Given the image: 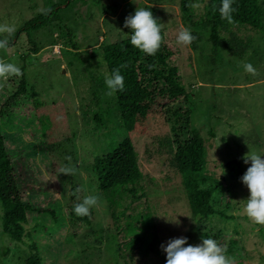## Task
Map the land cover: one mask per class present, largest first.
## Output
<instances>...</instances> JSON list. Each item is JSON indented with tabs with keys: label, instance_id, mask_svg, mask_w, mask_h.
Here are the masks:
<instances>
[{
	"label": "rangeland",
	"instance_id": "1",
	"mask_svg": "<svg viewBox=\"0 0 264 264\" xmlns=\"http://www.w3.org/2000/svg\"><path fill=\"white\" fill-rule=\"evenodd\" d=\"M55 3L61 4L56 6L57 21L30 33L21 31L28 20L43 13L41 9ZM196 4L200 7L192 6L188 19L181 0H0V24L16 26L9 37L12 45L0 50V59L23 67L29 87L28 95L8 116L0 115V127L23 201L54 212H29L23 238L16 241L2 231L0 204V264H18L34 243L44 264H116L111 232L125 216L117 212L119 219L114 217L99 186L94 158L110 152L125 137L132 140L142 175L137 190L142 197L132 201L126 214L147 205L161 245L187 237L190 226L197 224L210 231L212 239L217 235L225 248L230 238L238 239L234 264H264V225L245 212L250 191L242 179L225 181L224 191L211 199L216 212L195 223L173 162L177 133L172 125L177 123L166 112L168 105L188 111L182 139H189L193 129L204 138L209 178L223 179V165L230 160L240 159L247 171L251 166L243 159L247 153L264 155V29L237 32L247 44L242 55L225 47L214 50L206 35L196 48L178 44L182 26L202 31L194 23L205 4ZM260 5L264 24V0ZM138 7L156 8L173 51L170 63L178 68L185 92L175 100L161 99L163 106L126 131L118 123L114 92L108 95L102 47L129 36L131 28L125 27V20ZM243 63H251L258 74L245 72ZM19 79H0V107ZM95 80L102 83L98 98L93 96ZM91 111H99L100 124L89 115ZM69 156L75 175L60 173ZM89 195L98 196V204L89 216H77L75 205ZM130 199L121 200L117 210ZM163 254L164 260L153 259L166 264Z\"/></svg>",
	"mask_w": 264,
	"mask_h": 264
},
{
	"label": "trees",
	"instance_id": "2",
	"mask_svg": "<svg viewBox=\"0 0 264 264\" xmlns=\"http://www.w3.org/2000/svg\"><path fill=\"white\" fill-rule=\"evenodd\" d=\"M195 3L205 5L202 16L194 23L201 27L202 31L195 29L192 32L197 37L191 44L193 48H196L198 41L203 38V35H206L214 50L218 47H225L231 53L242 55L247 44L244 45L246 42L244 43L238 36L239 31L242 32L247 28L264 29L260 0H234L233 7L236 11L233 13L234 23L232 24L220 15L219 8L222 0H181L182 10L188 19L193 11L192 5ZM56 6L60 7L61 4H53L48 14L43 12L32 17L21 31L30 33L32 30L57 21L59 16ZM146 9L151 10L153 16L158 20L157 22L160 23L156 8L148 7ZM132 31L131 29L128 37L102 47L103 59L109 76L119 68L124 77V90L115 91L114 100L117 107L118 123L126 131L134 130L136 125L146 119L154 109L163 106L160 104L161 99L167 97L169 100H175L185 92L178 68L170 63L173 51L166 43L164 30L162 29L164 41L155 55H147L131 45ZM0 38L3 37L0 36ZM30 39L34 43L33 37H29ZM228 39L233 42H229ZM11 45L12 42H9V47ZM33 51H37L35 46ZM150 65H154V67L150 68ZM21 70L23 75L20 76L13 92L0 107L2 117L8 116L18 101L28 95L29 87L26 74L23 67ZM101 86L102 83L95 80L94 97L98 98ZM89 109L90 106L87 105L86 111ZM166 112L171 113L177 123V125H172V130L177 133L174 136L177 147L172 158L182 176L183 192L188 201L191 217L195 223H198L216 212L211 199L215 192L224 191L225 181L240 179L246 171L240 159H233L223 165V179L209 178L206 174L207 150L202 135L197 129H193L190 131L189 139L181 138L185 126L189 124L188 111L168 105ZM89 115L97 124L101 123L99 111H91ZM94 166L101 191L114 209V217L119 219L117 212L125 216V220L123 222L118 220L117 226L111 232L112 244L109 246L112 247L115 263L159 264L153 257L160 260H164L165 257L161 248V239L148 206L146 205L134 213L126 214L132 201L142 197V194L137 195L142 175L131 138L125 137L107 154L96 156ZM126 198L131 199L120 211L117 210V207L121 205V200ZM0 204L3 208L2 231L16 241H21L23 238L24 225L29 212L46 213L50 211L54 215L53 210L39 208L23 201L1 127ZM186 236L190 244L199 239H212L210 231L203 230L197 224L190 226ZM214 238L217 242L219 241L217 235ZM237 245V238L229 239L226 255L231 259L237 253ZM239 263L238 261L237 264ZM18 264H44L43 256L39 253L35 243L32 244L29 251L22 253Z\"/></svg>",
	"mask_w": 264,
	"mask_h": 264
},
{
	"label": "clouds",
	"instance_id": "3",
	"mask_svg": "<svg viewBox=\"0 0 264 264\" xmlns=\"http://www.w3.org/2000/svg\"><path fill=\"white\" fill-rule=\"evenodd\" d=\"M234 0H222L219 8L220 15L228 23H234L233 13L236 9L233 7ZM200 7V5H192ZM44 14H48L50 9H41ZM151 10L138 7L134 15H130L125 20V27L131 28V45L140 49L147 55H155L164 41L162 29L164 25L158 23ZM16 31V26L12 24H0V50L7 51L9 47V37ZM197 37L187 27H181L176 41L178 44L188 46L196 40ZM245 72L251 75H257V69L251 63H243ZM154 67V65L149 66ZM22 70L15 63L6 62L0 59V79L7 81L10 77L22 76ZM105 84L112 95L115 91L124 90V77L119 68L115 69L110 76H105ZM68 164L61 168L60 173L75 175L76 166L71 163V157H66ZM244 162L251 161V166L242 176V182L250 191L247 199L245 212L247 216L257 224L264 225V155L254 152L247 153ZM79 191V190H77ZM98 196H86L82 202L74 207L77 216H89L90 209L98 204ZM187 245V246H186ZM161 248L167 254L166 264H234L233 260L226 255V248L216 240L207 238L199 245L188 244L187 237H177L169 239Z\"/></svg>",
	"mask_w": 264,
	"mask_h": 264
}]
</instances>
